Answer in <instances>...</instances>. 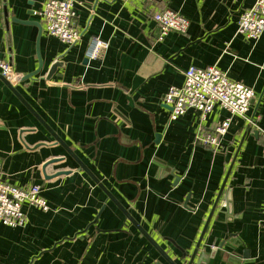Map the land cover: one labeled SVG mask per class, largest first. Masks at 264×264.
Here are the masks:
<instances>
[{"label":"crops","instance_id":"crops-1","mask_svg":"<svg viewBox=\"0 0 264 264\" xmlns=\"http://www.w3.org/2000/svg\"><path fill=\"white\" fill-rule=\"evenodd\" d=\"M46 1L0 0V57L22 77L39 68V28L17 20L41 23L33 12ZM79 1L75 45L42 25L40 73L16 92L0 76L3 177L41 186L50 206L25 203L24 225L0 223V264H169L99 183L177 264H189L225 180L192 264H264V32L238 34L257 0ZM164 9L189 19L187 33L158 40L154 14ZM94 37L110 47L85 62ZM191 66L254 88L247 116L217 107L205 120L195 109L171 120L164 98ZM227 118L219 147L198 141Z\"/></svg>","mask_w":264,"mask_h":264},{"label":"built area","instance_id":"built-area-1","mask_svg":"<svg viewBox=\"0 0 264 264\" xmlns=\"http://www.w3.org/2000/svg\"><path fill=\"white\" fill-rule=\"evenodd\" d=\"M140 1V0H132ZM157 2L159 0H147ZM244 2L245 0H236ZM79 0H47L43 7L33 14L40 18L45 31L68 46L75 45L81 38L76 25V7ZM154 20L160 28L158 40H163L171 32L187 33L190 21L184 15L171 9L157 11ZM264 32V0H257L253 7L244 9L238 22V34L248 40H257ZM110 47L108 41L100 37L91 39L86 58L98 60ZM0 73L13 85L21 81L12 63L0 57ZM184 83L172 86L164 98L171 108V120H176L190 109L201 112L203 120L217 107L230 115L246 117L255 100L254 88L234 81L216 67H189L184 73ZM231 119H225L213 134H202L198 141L212 147H219L228 133ZM42 187L32 185L24 188L4 179L0 166V223L9 227H19L26 223L27 215L23 205L30 204L43 211L50 206L42 195Z\"/></svg>","mask_w":264,"mask_h":264},{"label":"water","instance_id":"water-1","mask_svg":"<svg viewBox=\"0 0 264 264\" xmlns=\"http://www.w3.org/2000/svg\"><path fill=\"white\" fill-rule=\"evenodd\" d=\"M17 20V19H16ZM19 21L20 23H26V24H33V25H36L38 28H39V36H38V43H37V54H38V59H39V68L32 72L31 74H28V75H25L21 78V81H24V80H27V79H33L36 75H38L42 69V66H43V60H42V57H41V54H40V37L42 35V32H43V26L40 22H34V21H21V20H17ZM88 58H86L85 62H88ZM62 64L58 62V60H56L54 62V64L52 65V67L50 68V71H49V74L47 76V78H50L54 73L55 71L57 70V68L59 66H61ZM1 78L4 80V82L14 91L16 92V88H15V85H13L8 79H6L2 74L0 75ZM59 139V138H58ZM70 154H72L73 157H75L74 153L70 150V149H67ZM81 166L84 168V170L95 180V182L99 183L98 179L92 174V172L86 167L84 166V164L80 163ZM179 179V178H178ZM177 179V181H178ZM100 187L106 192V194L108 195V197L117 204V206L126 214V216L128 217V219L139 229V231L152 243V245L160 252V254L164 257V259L169 263V264H177L170 256L169 254L164 250L162 249L158 244L157 242L140 226V224L128 213V211L125 210V208L111 195V193L102 185L100 184ZM225 185H226V180L224 181L222 187H221V190H220V193H219V196L216 200V203H215V206L209 216V219L206 223V226L204 228V232L198 242V246L194 252V255L192 257V259L190 260V263L189 264H192L193 261H194V258H195V255L200 247V244L202 242V239L204 237V233L206 232L207 228H208V225L210 223V220L212 218V215L214 213V210L215 208L217 207V204L219 202V199H220V196L222 194V192L224 191V188H225ZM104 210V207L102 208V210L99 212L96 220L99 218V216L101 215V213L103 212ZM95 220V221H96Z\"/></svg>","mask_w":264,"mask_h":264}]
</instances>
